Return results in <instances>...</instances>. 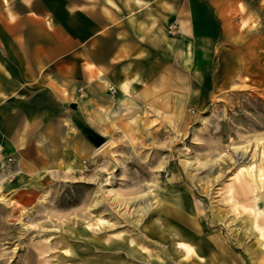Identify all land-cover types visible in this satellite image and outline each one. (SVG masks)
Wrapping results in <instances>:
<instances>
[{
  "label": "rangeland",
  "instance_id": "1",
  "mask_svg": "<svg viewBox=\"0 0 264 264\" xmlns=\"http://www.w3.org/2000/svg\"><path fill=\"white\" fill-rule=\"evenodd\" d=\"M229 34L88 157L0 161V264H188L178 246L264 232V13Z\"/></svg>",
  "mask_w": 264,
  "mask_h": 264
},
{
  "label": "crops",
  "instance_id": "2",
  "mask_svg": "<svg viewBox=\"0 0 264 264\" xmlns=\"http://www.w3.org/2000/svg\"><path fill=\"white\" fill-rule=\"evenodd\" d=\"M263 13L264 0H0V161L88 157L94 147L72 116L114 140L127 112L153 102L179 60L194 68L199 44ZM242 232L240 250L208 234L197 259L178 251L188 264H264V236Z\"/></svg>",
  "mask_w": 264,
  "mask_h": 264
},
{
  "label": "water",
  "instance_id": "3",
  "mask_svg": "<svg viewBox=\"0 0 264 264\" xmlns=\"http://www.w3.org/2000/svg\"><path fill=\"white\" fill-rule=\"evenodd\" d=\"M70 106L74 108L75 104L72 103ZM72 121L76 124L79 130L84 134L86 139L90 143H92L95 147L100 146L105 141V138L102 135L97 133L95 130L89 127L86 123L82 122L80 119L76 118L75 116H72Z\"/></svg>",
  "mask_w": 264,
  "mask_h": 264
},
{
  "label": "bare ground",
  "instance_id": "4",
  "mask_svg": "<svg viewBox=\"0 0 264 264\" xmlns=\"http://www.w3.org/2000/svg\"><path fill=\"white\" fill-rule=\"evenodd\" d=\"M98 147V146H97ZM247 172H250L249 170H247ZM254 175H255V179L256 180H258V182H259V184L261 185V186H264V174L263 173H261L259 170H258V172H256V173H254ZM256 226V225H255ZM257 227V226H256ZM257 229H259V232H258V235L259 236H264V232L260 229V228H258L257 227ZM264 244V243H263ZM263 247V246H262ZM187 250H188V252L189 251H192L191 249L192 248H190V247H185ZM68 250V249H67Z\"/></svg>",
  "mask_w": 264,
  "mask_h": 264
},
{
  "label": "built area",
  "instance_id": "5",
  "mask_svg": "<svg viewBox=\"0 0 264 264\" xmlns=\"http://www.w3.org/2000/svg\"><path fill=\"white\" fill-rule=\"evenodd\" d=\"M168 28H169L168 31H172V30H174L176 28V24L175 23H171Z\"/></svg>",
  "mask_w": 264,
  "mask_h": 264
}]
</instances>
